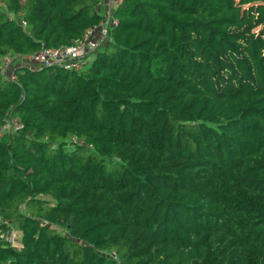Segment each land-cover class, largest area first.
Returning a JSON list of instances; mask_svg holds the SVG:
<instances>
[{
    "label": "trees",
    "instance_id": "16d2710c",
    "mask_svg": "<svg viewBox=\"0 0 264 264\" xmlns=\"http://www.w3.org/2000/svg\"><path fill=\"white\" fill-rule=\"evenodd\" d=\"M104 0H0V61ZM79 72L0 75V264H264V0H121ZM20 232V246L7 235Z\"/></svg>",
    "mask_w": 264,
    "mask_h": 264
},
{
    "label": "built area",
    "instance_id": "2783aa9c",
    "mask_svg": "<svg viewBox=\"0 0 264 264\" xmlns=\"http://www.w3.org/2000/svg\"><path fill=\"white\" fill-rule=\"evenodd\" d=\"M121 0H104L103 4L108 6L109 15L106 16L98 25L87 29L82 38L70 46L60 48H47L40 45V48L33 55L29 56H3L0 61V75L14 80V62L21 60V65L32 64L44 68H61L67 71L79 72L86 64V58L99 50L107 39L110 26L115 24L111 11ZM11 69V70H10ZM17 126V124H16ZM12 126L7 122L1 129L9 130ZM15 127V126H13ZM7 240L14 244V235L7 236Z\"/></svg>",
    "mask_w": 264,
    "mask_h": 264
},
{
    "label": "rangeland",
    "instance_id": "374dc122",
    "mask_svg": "<svg viewBox=\"0 0 264 264\" xmlns=\"http://www.w3.org/2000/svg\"><path fill=\"white\" fill-rule=\"evenodd\" d=\"M108 9V6L106 5V4H103V6H102V13L104 14V15H106V16H108L109 15V10H107ZM112 12V11H111ZM15 63H21V60H18V61H16ZM11 70V69H10ZM16 124H17V120L16 119H13L11 122H10V125L11 126H16ZM9 235H14V245H16V246H20V232L19 231H17L16 229H12V231L7 235V236H9Z\"/></svg>",
    "mask_w": 264,
    "mask_h": 264
}]
</instances>
